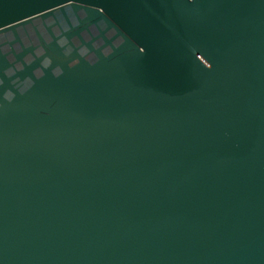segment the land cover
Returning <instances> with one entry per match:
<instances>
[{"label":"water","instance_id":"1","mask_svg":"<svg viewBox=\"0 0 264 264\" xmlns=\"http://www.w3.org/2000/svg\"><path fill=\"white\" fill-rule=\"evenodd\" d=\"M0 264H264V0H0Z\"/></svg>","mask_w":264,"mask_h":264}]
</instances>
